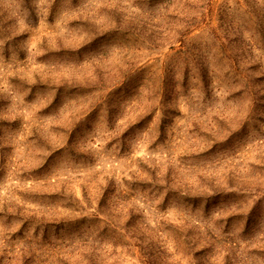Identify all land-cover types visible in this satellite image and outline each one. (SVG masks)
<instances>
[{
	"label": "rangeland",
	"instance_id": "rangeland-1",
	"mask_svg": "<svg viewBox=\"0 0 264 264\" xmlns=\"http://www.w3.org/2000/svg\"><path fill=\"white\" fill-rule=\"evenodd\" d=\"M0 264H264V0H0Z\"/></svg>",
	"mask_w": 264,
	"mask_h": 264
}]
</instances>
